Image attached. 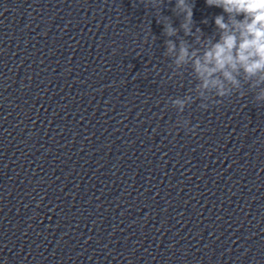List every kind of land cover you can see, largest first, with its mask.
<instances>
[{
  "label": "clouds",
  "instance_id": "1",
  "mask_svg": "<svg viewBox=\"0 0 264 264\" xmlns=\"http://www.w3.org/2000/svg\"><path fill=\"white\" fill-rule=\"evenodd\" d=\"M141 2L153 8L161 7L160 0ZM205 2L222 10L214 16L213 34L206 36L195 27L192 0H175L171 11L182 17L179 27L163 24L166 37L163 54L171 59L172 76L183 75L190 68L196 82L189 94L170 98L172 106L183 113L186 106L200 100L199 107L206 110L208 102H220L233 95L243 97L247 94L245 88L253 93L257 104H264V0ZM189 124L186 119L177 121L178 126L194 132L196 126L189 127Z\"/></svg>",
  "mask_w": 264,
  "mask_h": 264
}]
</instances>
